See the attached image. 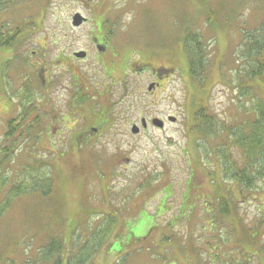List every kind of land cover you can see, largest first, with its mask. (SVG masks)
Returning <instances> with one entry per match:
<instances>
[{"label":"rangeland","instance_id":"1","mask_svg":"<svg viewBox=\"0 0 264 264\" xmlns=\"http://www.w3.org/2000/svg\"><path fill=\"white\" fill-rule=\"evenodd\" d=\"M77 13L86 18L78 26L73 21ZM263 17L264 0H15L0 12V23L23 29L18 59L8 60L7 69L1 64L12 53L0 49V72L5 70L0 73V147L8 144L3 138L8 131L5 117L10 112L22 115V105H31L26 92L31 90L32 103L43 98L37 77L45 65L54 70L61 48L65 55L76 52L77 58L87 51L82 71L92 82L89 103L96 108L99 101L113 104L117 121L107 136L81 144L47 137L36 143L35 128L30 136L24 134L9 157L0 154L5 191L20 182L34 159L50 165L35 164L33 170L43 179L50 174L52 182L48 195L24 194L1 218L0 264H30L38 259L40 247L55 237L64 240L69 254L75 249L74 239L77 245L93 237L113 211L114 232L88 264H264V255L251 249L258 239L251 234L247 239L239 221L214 225L210 211L218 197L228 193L223 189L227 184L215 156L203 154L209 146L200 151L199 136L192 131L199 103L225 124L253 116L245 115L252 101L237 87L243 78H251V65L244 72L247 67L239 56L245 32ZM97 28L109 32L116 47L130 52L117 58L99 54L90 40L100 35ZM189 36H199L206 47V78L193 81L189 74L184 50ZM135 52L171 71L154 93L148 89H153L155 79L150 72H123L127 54ZM97 54L107 67L96 63ZM114 60H120L122 68L117 70ZM107 73L113 79L104 78ZM255 80L264 99V81ZM50 97L55 105L66 99L60 102L56 89ZM150 116L164 119L165 125L153 119L145 131L142 117ZM134 125L140 134L132 133ZM70 134L66 129L61 138ZM259 186L241 203L247 227L264 226V181ZM229 187L232 191L234 185ZM183 196L187 210L181 213ZM261 230L259 243H264V227Z\"/></svg>","mask_w":264,"mask_h":264},{"label":"trees","instance_id":"2","mask_svg":"<svg viewBox=\"0 0 264 264\" xmlns=\"http://www.w3.org/2000/svg\"><path fill=\"white\" fill-rule=\"evenodd\" d=\"M14 1L15 0H0V12ZM30 24H33V22ZM100 30L99 32L97 28L95 32H99L100 36L109 37V32L103 31V29ZM22 33L23 29L21 26L14 28L6 23H0V49L12 53V58L8 59L9 61L18 59V54H16V52L18 46L21 45ZM241 42V55L238 56L244 59V64L247 67L244 72H247V70L251 68L250 72L252 73L250 79H248V77L243 78L244 83H241L237 87L240 88L242 96H247L250 98L249 101H252V105L246 109L245 115L252 114L253 116H245L241 122L234 123L233 125H231L230 122L229 124H225L224 121L223 123L218 121L214 114H210L208 106L199 103L196 105L194 111L197 118V125L192 128V131L196 132L195 134L199 136V143H197L200 151H202V147H205V144L209 146L205 148L209 151H205L203 154L205 156H215L214 159L219 163L221 169L223 182L225 181L227 184L226 187L223 185V189H227L228 193L225 197H218V203L214 204L212 211H210L215 219L213 220L214 225L217 224V227L219 225L225 226L226 224L231 225L239 221L240 224H242L240 229L246 232L247 239L249 234L253 235L254 240L258 239V241L254 242L255 245L253 243L251 249L254 250V253L260 251L264 255V243H259V233L262 232L261 229H263L264 226L261 223V225L256 224L247 227L241 215V203L245 202L248 196H252V192L258 191L260 189L259 185L264 181V99L259 96L257 87H259L260 83L255 80L261 79V82L264 81V17L258 25L245 32ZM113 47L120 49L118 50L119 54H121V52L123 54L125 51H128V53L130 52L128 49H123V47H116L115 45ZM184 50L188 57V69L190 76L193 77L192 80L206 78V65L208 64V59L206 47L200 41V37H187ZM127 55L128 57L124 60L126 72L127 70H131L130 66L134 61H138L141 64L149 63V60L146 59L147 56L138 52ZM135 57H138V60H133ZM236 63V67L241 66L239 65L240 60L237 59ZM7 65L5 69L8 68ZM248 65L251 66L249 67ZM4 71L5 70L1 72L4 73ZM109 79H113V77ZM246 79L252 81V83ZM25 94H27L25 100L31 105H22L24 112L22 115L19 114L18 117L24 116L26 119V117H29L32 113L37 112L38 108L36 105L37 102L32 103L34 101V96L31 90ZM104 106L107 108V105ZM92 108H94V105ZM109 108L113 110L114 105L112 104ZM14 117L15 118L12 120L7 121L8 131L4 134L5 137H3L8 144L6 147H0V154H3L5 158H7V156L9 157V152L17 146L20 139L25 137L24 134L27 133L28 136H30L35 128H37L34 132L35 134L37 133L36 136L34 135L37 140L36 143L42 142L43 139L46 138V136L42 135L46 127L42 126V121L39 120L37 114L33 118V121H26L25 123H23L24 121L16 123L17 115ZM25 125H27V129H22ZM19 132L20 135L18 136ZM235 152L239 153L240 158L236 157ZM41 161V159L30 160L27 166H25V174L20 182L14 183L12 188L6 191V178L4 180L0 177V195L1 197L2 194L5 195L4 199L0 200V220L5 212L13 206V202L18 200L20 196L39 192L43 193V195H48L51 192L52 182L50 174L49 177L45 176L43 179L42 174L38 175L34 173L33 170L35 164L37 165L39 163L40 164L37 165L38 168L39 166L40 168H43V166L50 168L48 163H43ZM214 181L215 180L212 179L213 183ZM229 184L234 185L232 191L228 190L231 187H229ZM184 196L180 205L181 213L187 210V208L184 210ZM115 212L116 211H113L107 215L104 219L107 221L106 225L97 230L93 237L88 238L85 242L77 243V245V240L74 239L76 242H74L73 248L75 247V249L71 253L69 252V254H66V243L61 237H55L50 240L48 244L40 247L38 259H32L30 264H88L98 253V250L102 247L106 239L114 232L113 226L117 221ZM224 219H227L226 222H222ZM247 254H249L248 256L251 255L250 253ZM1 262H5L2 257ZM24 264H27V262H24Z\"/></svg>","mask_w":264,"mask_h":264},{"label":"flooded vegetation","instance_id":"3","mask_svg":"<svg viewBox=\"0 0 264 264\" xmlns=\"http://www.w3.org/2000/svg\"><path fill=\"white\" fill-rule=\"evenodd\" d=\"M100 31L101 30H99V32ZM90 40L92 41L93 49H97L99 54L105 55L107 53H112L115 58L119 56L118 50L120 49L113 47L114 45L111 36L103 37L97 35L93 37L91 35ZM64 50L68 51L67 47H65ZM75 54L76 52H74V55H65L61 48L56 55L55 66H53L54 70L52 71L49 69L50 66L48 67L45 65L43 67L44 71L40 72L37 77V83L40 86L41 94L43 95V98L36 103L38 110L37 112L32 113L29 117H26V119L24 116L18 117L19 113H17L16 123L33 121V118L37 114L39 120L42 121V126L46 127V129L43 130L42 135L51 139L60 138L61 140H68L69 142L75 140L78 144H81L88 138L97 141L101 139V137L107 136L108 133L113 130L117 121L114 122L116 120V113L114 112V109L110 110L109 106L111 105H107V108H105L104 104L99 101L97 108L96 106L92 108L93 106L89 103V87L92 86V82L86 75L85 71H82V65L86 63L82 62L89 58L88 53L86 51V56L83 58H77ZM99 54L95 55L96 63H101L106 66L103 58H99ZM63 56L65 57L64 62L61 60ZM7 61L8 59L3 62L1 66H6ZM113 62L116 64V68L118 67L117 70L120 69V67L122 68V62H120V60H114ZM130 68L131 71L134 74H138V76H141L146 72L152 74L155 79L152 82V85L154 86L153 89L151 90L148 87L150 93H154L155 90L161 86L160 81L166 74L171 75V71L168 67L159 68L151 63L141 64L138 61H134ZM115 69L112 70V73ZM123 72H125V68H123ZM108 76L107 73L104 78H109ZM53 89L57 90L60 102L63 100V96L66 97L62 105H55L53 100L48 101ZM124 92L125 91H123V93ZM98 98L101 99V96L99 95ZM108 98L109 97H107V99ZM110 104H112V102ZM17 110L20 109L18 108ZM13 118L15 117L11 112L5 117L7 121L12 120ZM155 118L158 117L150 116L149 119L142 117L143 122L146 123L145 131L150 128L149 125L153 124L152 120ZM171 118V116L167 117L169 120H171ZM161 120L165 125V120ZM53 125H56V128H54V132H50ZM124 126L125 124L120 130L124 129ZM66 129L71 130L70 137L68 136L69 138L67 139L61 138ZM138 134H140V132Z\"/></svg>","mask_w":264,"mask_h":264},{"label":"water","instance_id":"4","mask_svg":"<svg viewBox=\"0 0 264 264\" xmlns=\"http://www.w3.org/2000/svg\"><path fill=\"white\" fill-rule=\"evenodd\" d=\"M86 18H84L81 14L77 13L75 16H74V25L78 26V25H81L83 21H85ZM79 57H85L86 54L85 52H80L77 54ZM149 89H151V87H149ZM173 120H176V118H172ZM154 123L157 124L158 126H163V123L161 122L160 119H154ZM139 131V127L137 125H134L133 126V129H132V132L133 133H138Z\"/></svg>","mask_w":264,"mask_h":264}]
</instances>
